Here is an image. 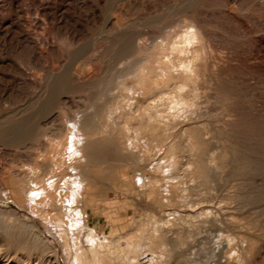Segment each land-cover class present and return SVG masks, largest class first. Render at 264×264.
Listing matches in <instances>:
<instances>
[{
  "label": "bare ground",
  "instance_id": "1",
  "mask_svg": "<svg viewBox=\"0 0 264 264\" xmlns=\"http://www.w3.org/2000/svg\"><path fill=\"white\" fill-rule=\"evenodd\" d=\"M108 1L110 2V0H108ZM114 1H115V3H114ZM114 1L112 2V8L114 10H116L118 1L117 0H114ZM139 1H141V0H139ZM173 1H175V0H173ZM177 1H175V2L178 3ZM193 1L194 0H182L178 4H175V2H174V5H172V7L170 8L171 10H169V12L166 14L163 13V11L159 8L161 12L157 15H154L153 18L151 17L152 20L150 23L153 26V28L154 27L161 28V30H158V31H160V32H158L159 35L157 36L159 39H157V37H156V40H154V39H153L154 41L151 40L150 44H147L146 43L147 41L145 42V39L141 38L139 36V34L136 35V37H134V38H129L127 36H122V35L118 36V40L119 41L121 40V43H120L121 47H120V50L118 51V55H119V62L117 63L118 65L115 64L113 67L111 66V68H109L103 75L101 73V76L99 78L97 77V75H98L97 73L91 74L92 72L90 73L91 74L90 76L85 77L82 75L83 77L81 78L80 73H79V67L83 66L84 63L83 62L79 63V66L76 65V63L79 60H82L81 58L83 56V53H82L83 50H82V48H79L78 50H76V52H74V57L73 58L71 57L72 59L70 58V61L64 62L65 73L62 74V72H59L60 75L54 76V77L52 76L53 79L51 78L52 80L49 83L50 85L49 84L48 85L51 86V88H52L51 92L52 93L54 91L57 93L55 94L54 97L51 96L52 97L51 99L48 98L41 103L40 99L42 97L40 98L39 96H37V94H38L37 92H36L37 94L35 95L34 94L35 92H34L33 93L34 95L30 96V98L27 97L26 101H23V103H21L20 100H17V103H15L14 105L12 103L13 106L6 108L7 107L6 102H3V100L0 97V152H6L9 149H12L14 146H15V148H19L20 144L25 141V137H27V135L25 136V134L28 131L27 127L29 125L26 124L28 126L26 128H24V127L22 128L21 127L22 125L19 127L17 121H19L23 117L27 116L26 120L29 121L33 126L36 124V127L40 123H42L44 125V124H48V122H51L52 120L58 121V120H56V117H57L56 115H58V114L56 113V111H54V109L57 110V107H60L61 105L65 106L67 108L66 99H68V98L67 97L64 98V97L66 96L65 95L66 92L67 93L71 92V91H69V90H71L70 89L71 87L90 86V88H92V89H93V87L96 88V90L94 92L95 95H93L94 96L93 98L87 99V97L85 95H83L87 99L86 102L84 100H82L83 103L80 102V100L78 99L79 103L82 104V106H81L82 108L81 109L78 108V111H79L78 113L76 112L72 116L70 114L71 117L68 116L69 117V121H68L69 123L66 125V123L64 122L65 124L60 127V130L57 133H54L53 135H51L47 132L50 130H46V131L44 130L41 132H39V130L38 131L36 130L37 132H39L38 134H36V131H34L35 132L34 134H36V135H35V137H33V142L31 143V145L29 147H27L28 148V150H26L27 154L25 153L26 155H28V160H29V163H26L27 164L26 166L21 165L22 167H19L16 165L8 164V165L3 166L0 169V264H172V259L174 256V247L169 242L170 239H168L167 235H164L166 233H165V231H163V224L160 221L161 219L160 220L159 219L158 220L153 219V218H155V217H153V215H151V216L149 215L150 217H153V218L152 219L150 218L147 220L143 219V217H142L141 219H139L138 224L134 229L126 231L123 234H117L114 236H108V235L98 236V234L93 229H90L87 232L85 231L86 232L85 239L87 241V245H85L83 243L84 233H83L82 229L80 228V223H82L81 220L83 217L82 211H83L84 207L89 205V204H90L89 206H91L92 203H96L97 205H100L101 200L98 199L97 197L95 198L94 196L96 194H98V191H99V188L97 187L98 182H101L103 180V179L101 180L99 178V176L102 174V172L99 174L94 173V172L92 174H88L89 171L88 172L86 171L87 165L85 163V161L87 160L86 155L88 156V153L89 152L92 153L93 150L100 149L99 147H101L100 146L101 143H104V141H105V142H111V143H113V145H107L106 144V148L104 149L105 151L100 149L99 150L100 154H98L99 158L97 159V161H100L101 163L103 162V163L108 164V161L111 160L112 157L110 155H108V153H105V152L114 151L117 159H120V160L124 159L129 164V168H130V164L132 161H134V163H135V160H136L137 161L136 163H138L140 160L141 164H142V161L147 162V160L148 159L150 160L151 158L145 157L147 160H144V159L141 160V159H139L140 156L138 157V155H142L141 157L143 158L144 156H146L145 151L149 150V149L146 150V147H145L146 145H144L145 143L143 144L145 147V150L142 148L141 139L144 136H142V135H141L142 137L140 136L141 130L143 128H146L147 125L152 126V130L150 133L151 140L153 137H158V135H163L162 137L170 136L171 140H170V143L168 145L167 150L162 148V149H164L166 156L168 158V163L166 162L168 170L174 171V173L176 171L177 172L176 174H178V172L180 170H184L185 174L189 173L188 176L192 181L191 184L190 183L188 184V182H186V181H184V182L182 181V178L183 177L185 178V176H183L184 174L182 175L183 177L181 176L182 177L181 179H178L180 177L179 176L177 178L176 182L169 183V185L172 186L173 188H175L177 192H180L179 198H180V201L184 205L185 204L192 205V202L196 201L194 197H193L194 201H192V195L190 194L191 189H194L195 187L203 186V190L205 188V189H209L210 191H216V193H214V194L217 195L218 190L221 192V190L223 189V192H224V190H225L224 188L228 185L229 189L226 187L227 189L225 190V191H227V193L223 194L226 197V199H230L228 202H230V201H236L237 202V200H238L239 205H242V207H243V205H245L243 207L244 209H245L247 203H249V204L253 203L255 205V207H257L256 204H259L258 207L262 208L261 212L264 214V162H263L264 160L263 159H262L263 161L262 160L260 161V159L257 160L256 158H258V156H254V157L252 156V158H250V156H247V151H246V148H245V146L243 144V140H242L243 137H247V135H248L249 138L252 140L255 139L257 141H260V140L264 141V126L263 125H261L260 127L254 126L255 128H252L250 130V132L248 131V133H246V131H244L243 129L242 130L244 132L237 131L235 133L233 131V128L236 127L240 122L239 121L240 120L239 119L240 114H239L238 104L240 105V103H241L240 101H242V100L239 99L240 103H238L235 100V94H233L230 91L231 87L228 88L227 86H225L219 82L220 76L225 72L231 71L232 69L229 70V69H227L228 66L225 67L224 63H219L220 61L217 62L218 58L224 59V57H220L221 55H218L219 56L218 57L216 55L215 50L217 47H214L215 45H213V34L212 33L214 32L213 26L215 24L210 26V24H206L208 21L206 23L202 22L199 19L200 15H198L199 17L196 16L197 14L195 15V13H194L195 11H193V10L190 12L188 11L189 8L195 4V3L193 4ZM231 1L233 2V0H224V6L228 7L229 4H231L230 3ZM96 2H98V1H96ZM135 2H136V0H135ZM211 2H213V0H211ZM258 2H260V1L258 0ZM98 3H96V4L90 3V5H87V4L83 3L82 0H0V13L12 12L16 18L17 26L25 28V32L23 34V37L20 34H16L17 36L15 38H16V40L17 39L18 40L14 41V42L15 43L18 41L20 42L19 39L21 37L24 38L29 44L28 47L30 46L29 49L31 50V53H30V57H31L32 55H35V56L36 55H43V54L47 55L50 53V51L54 50V48H55L56 42H55V39L53 36L54 34L52 33V27H53L52 25H54V24L48 22L49 16L52 17L56 14L63 16L67 12H70V10H74L81 15L83 13V11H85V9L88 7H90L93 10H96L98 8V5H99ZM104 4H106V3H104ZM107 4H106V6H108ZM160 4H162V3H160ZM233 4H234V2H233ZM216 5H218V4L216 3L215 7H216ZM162 6H164V4ZM218 6L220 7L221 4ZM237 6L239 7V5H237ZM109 7H111V6H109ZM123 7L125 8V6H123ZM150 8H152V7H150ZM221 8L223 9V7H221ZM263 9H264V7H263ZM107 10H105L106 13H107ZM205 10H207V9H205ZM209 11H211V9ZM233 11H231L230 9H225V11H223V12L228 13L230 16L231 12H233ZM146 13H148V12H146ZM124 14H125V12H124ZM176 15L178 17H177V19L175 18V20H174L173 16L176 17ZM235 15H237V14H235ZM235 15H233V16H235ZM74 16H77V15H74ZM225 18H227V17H225ZM59 19H60V17H59ZM107 20H110V19H107ZM167 20H170V23L172 25L169 28L161 27L162 25L165 24V21H167ZM237 20H238V18H237ZM56 21H58V19ZM71 21H73V20H71ZM83 21H84V19H83ZM85 21H86V18H85ZM111 21H110V23H111ZM235 21H236V19H235ZM51 22H53V21L51 20ZM103 22H101V23L103 24ZM105 22H104V25H105ZM107 22H109V21H107ZM170 23H169V25H170ZM1 25H2V23H1ZM63 25H65V24H63ZM130 26H132L131 27V29H132L133 23L130 24ZM140 26H141V24H140ZM152 26H151V28H152ZM9 27H13V26L7 25L5 27L6 28L5 30L9 29ZM39 27L42 29L41 31L38 30ZM103 27L104 26H102V28ZM107 27H105V28H107ZM141 27H143V26H141ZM144 27H148V25H145ZM210 27H212V29ZM118 28H119L118 30L121 29L120 27H118ZM80 29H82V28H80ZM128 29L129 28L127 27V30ZM101 30H103V29H101ZM127 30H124V31H127ZM135 30H137V28ZM148 30L146 29V31H148ZM211 30H212V32H211ZM214 30H215V28H214ZM15 33H17V32H15ZM110 33L112 34L113 32H110ZM62 34L64 36L65 33L63 32ZM214 35H216V33ZM2 36H3V34H2ZM94 37H96V36H94ZM94 37H92V38H94ZM144 37H146V36H144ZM0 38H1V36H0ZM8 39H7V41H8ZM57 39H58V36H57ZM75 39H76V37H75ZM97 39H100V38H97ZM105 39H109V38H105ZM255 40H258V42H260L261 39H255ZM5 41L6 40H4V42ZM9 42H7V43H9ZM76 42H77V40H76ZM112 42H113V40H112ZM87 44H90V43L87 42ZM99 44H100V41H99ZM106 45L104 47H106ZM10 46H12V45H10ZM21 48H19V49L22 51L23 49H21ZM111 48L113 49V47H111ZM0 49L3 50L2 48H0ZM103 49H105V48H103ZM25 50H26V48L24 49V52H26ZM89 51H91V50L89 49ZM15 52L18 53L17 51H15ZM11 53H13V51ZM221 53H223V52H221ZM223 54H222V56H226ZM27 55H28V53H27ZM84 55H85V53H84ZM4 56H5V52H4ZM94 56H95V54H94ZM18 57H20V56H18ZM228 57H229V55L225 58H228ZM20 58H22V57H20ZM20 58H19V60H20ZM236 58H238V57H236ZM22 60H24V59H22ZM22 60H21V63H22ZM31 60H33V59H31ZM37 61H39V60H37ZM37 61L34 62L35 66L39 65V64H36ZM52 61H53V59H52ZM30 62L32 63V61H30ZM49 62H50V60H49ZM116 62H117V60H116ZM23 63H24V61H23ZM26 63H28V62H26ZM14 64H15V62H14ZM101 64L102 63L100 62V65ZM226 64H228V61H226ZM88 65H90V63ZM98 65H99V63H98ZM0 66H2V65H0ZM9 66H10V64H9ZM16 66H17V70L21 73L22 72L20 69L21 67L20 66L18 67V65H16ZM25 66H26V64L24 65V67ZM35 66L33 65L34 70L37 69V68L35 69ZM231 66H229V67H231ZM30 67H32V66H30ZM2 68L4 69V67H2ZM27 68H28V66H27ZM98 68H99V66H97L96 70ZM64 69L62 67L61 71H63ZM49 71L53 73V71H55V70L50 69ZM39 72L34 71L33 73H30V74H32V76H29L28 78L30 80H32V82L33 81L37 82L39 80L42 81V79L45 77L46 73L43 74V76H42ZM14 73H16V72H14ZM43 73H44V71H43ZM1 74L2 73H0V75ZM17 74L18 73H16V75ZM23 74H24V70H23ZM28 74H29V72H28ZM47 74H49V73L47 72ZM24 75L26 76L27 74H24ZM50 75H52V74L50 73ZM50 75H49V77H50ZM2 76H0V89L2 90L1 93H3L5 91V89L6 90L8 89L6 87L7 84H4L5 81H4ZM20 76H22V75H20ZM47 78H48V75H47ZM68 78H69V81H68ZM222 78H223V76H222ZM229 81H231V80H229ZM15 82H16V80H15ZM25 82L27 83L28 81H25ZM44 82L48 83L49 80L44 81ZM44 82L42 83V85L43 84L45 85ZM21 83H24V80ZM15 84L19 85V83H15ZM31 84H34V83H31ZM226 85H229V84H226ZM16 87H15V89H16ZM41 87H43V86H41ZM46 87L44 86L43 88L47 89L48 87L47 88ZM75 89H77V88H75ZM235 89H234V91H235ZM238 89H236V90H238ZM10 90H12V89H10ZM43 91H45V90H43ZM43 91L41 90V92H43ZM31 94L32 93L30 92V95ZM85 94L87 95V93H85ZM238 94H240V93H238ZM240 95H242V94H240ZM247 95H248V93H247ZM16 96L20 97V95H16ZM83 96H81V98ZM137 96H141L143 100L141 102H137ZM4 97H3V99H4ZM21 97H24V96H21ZM90 97H92V96H90ZM7 98L9 99V97H7ZM9 100H11V98ZM74 102H78V101L74 100ZM246 103H245V105H246ZM164 104H165L164 108L159 107L160 105H164ZM241 105H243V107H244L243 103H241ZM251 105H252V103H251ZM246 106H248L247 108L250 109L249 104ZM255 106H257V105H255ZM262 106H264V104ZM243 107H240V108H243ZM60 108H62V107H60ZM218 108L220 109V111ZM217 109H218V111H217ZM64 110H66V109L64 108L62 111H64ZM243 110H244V108H243ZM256 110L258 112L260 109L259 110L256 109ZM62 111H60V112H62ZM67 112H69V111H67ZM242 112H244V111H242ZM242 112H240V113H242ZM245 112H247V111H245ZM261 114H263V113H261ZM68 115H69V113H68ZM255 115H257V114H255ZM63 116L64 115L62 113V117ZM65 116H67V115H65ZM241 116L243 117V114ZM245 116H244V119H245ZM249 117H250V114H249ZM263 117H264V115H263ZM254 118H257V117L255 116ZM249 119L250 118H248V120ZM258 119H254V122H255V120L257 121ZM260 119L263 121L264 118L263 119L260 118ZM63 120H65V119H63ZM180 120H182V121H180ZM24 121H25V119H24ZM27 121H25V123ZM244 121H246V120H244ZM61 122L59 121V123H61ZM178 122L179 123L182 122L183 124H185L187 126L182 127L181 130L179 129L180 132L173 133V131H170V130ZM258 122L261 123L260 120ZM24 124H23V126H25ZM32 125H31V127H32ZM51 126L54 127L53 124ZM55 126H58V125H55ZM241 126L242 125H240L239 127H241ZM245 126H243V127H245ZM36 127H33V128H36ZM174 128H172V129H174ZM158 129H160V134L158 133ZM29 132L33 133L30 130H29ZM29 132H28V134H29ZM232 132H234V134ZM186 134H187L188 141L191 144L190 147L191 146L193 147L192 150L190 148H188L191 151V153L189 155H191V157L194 158V161L190 160L191 162H188V160H186L188 162V164H186L187 162H183V159H181L182 156H184V155L182 154L183 152H180L181 149L177 146V143H176L177 138L180 135H186ZM47 135H49L50 137H46ZM28 138L30 139V137H28ZM147 139H148V142L145 140H144V142L149 143V138L147 137ZM253 143L256 144L257 142H253ZM248 145H249V143H248ZM255 146H254V148H255ZM20 148H24V147H20ZM154 148L155 147H153V149ZM251 148H252V146H251ZM254 148H253V150H254ZM259 149L260 148H258V149L255 148V152H257V150H259ZM261 149H264V148H261ZM182 150H184V152H185V149H182ZM17 151H18V149L15 150V152H17ZM159 151H160V149H159ZM251 151H252V149L250 150V152ZM259 151H264V150H259ZM147 152H149V151H147ZM255 152L254 153L252 152V153L255 154ZM259 153H260V155L262 154V156H264V152H262V153L258 152L256 155H258ZM6 154H8V153H6ZM10 154H12V152ZM136 157H138V158H136ZM137 159H139V160H137ZM17 160H18V158H17ZM113 161H115V160H113ZM258 161H260V162H258ZM116 162H117V160H116ZM90 163H91V161H90ZM90 163H88V164H90ZM92 163H93V160H92ZM143 164H145V163H143ZM184 164H186L187 166L184 167ZM111 166H113V165H111ZM99 167H100V165H99ZM84 169L87 173L84 172ZM126 169H127V167H126ZM126 169L123 168V171L124 170L126 171ZM164 169H165V167H164ZM146 170H148V168ZM159 170H160V168H159ZM144 171H145V169H144ZM148 171L150 172V170H148ZM95 172H96V170H95ZM89 178L94 180V181H91V184L88 183ZM153 179H155V178H153ZM155 180H157V179H155ZM232 180H235V182L231 183ZM158 181L159 180H157V182ZM157 182H155V183H157ZM148 183H150V182L148 181ZM181 184H184L183 187L181 186ZM164 185L161 184L160 186H162V188H163ZM243 186H246V188H248L247 193L246 192L245 193L239 192ZM111 187L112 188L110 190L111 191L110 193H111V197L113 198V195H114V192L116 191V188H115V186H112V185H111ZM195 190L197 191V189H195ZM201 191H202V189H201ZM203 192L204 191H202V194L201 193L200 194L203 195ZM207 192H209V191H207ZM32 193H37V195L33 196ZM198 194H199V192H198ZM211 194H210V196H211L210 201H212V199H211L212 197L214 199L213 193H211ZM195 195H193V196H195ZM201 195H199V196L202 199L204 196L201 197ZM216 195H215V197H217ZM196 196H198V195H196ZM206 196H208V195H206ZM220 198L222 199L224 197L222 196ZM201 199H200V202L204 201ZM218 199H219V197H218ZM215 201H216V199L214 200V202ZM219 201L220 200H218V202ZM222 201L225 202V199ZM10 202H13L15 204V207L12 206ZM162 202L164 203V201H162ZM214 202L212 201V203H214ZM236 202H234V203H236ZM206 204H205V206H206ZM97 205H95V206L97 207ZM231 205H233V204H231ZM237 205H235V206H237ZM92 206H94V204ZM192 206L196 207L195 205H192ZM251 206H252V204H251ZM211 207L212 206H210L209 208H211ZM213 207H215V206H213ZM231 207L230 208L227 207V209H231ZM253 207H252V209H253ZM243 208H241L240 211H242ZM81 209H82V211H81ZM223 209L225 210V208H223ZM247 209H249L248 206H247L246 210ZM258 209H260V208H258ZM21 210H27L28 211V213L26 214L27 216L22 215ZM202 210H206V209L202 208ZM216 210L215 211L213 210L214 213L216 212ZM237 210H238V208H237ZM209 211H211V210H209ZM249 211H251V210H249ZM202 212L203 211H201V213ZM229 212H227V213H229ZM204 213L207 214L206 212H203V214H201V215L205 216ZM214 213H213V216H212V214H209V216L211 215L212 219H213V220H211V221H213V222H211V224L212 223L213 224L214 223L215 224H218V223L223 224L222 220L220 218H217V216L221 215L220 212H216V214H218V213L220 214V215L218 214L217 216H214ZM250 213L252 214V212H250ZM257 213H260V211ZM230 214L231 213H229V215ZM190 215L188 217H190ZM239 215H241V214H239ZM193 216H198V215L194 214ZM226 216H223V217H225L224 219H226L227 224L229 226H235L236 228H237V226L239 228V226L241 224V223L238 224L239 222L245 221V220H243V221L237 222L238 219L235 218L236 219V221H235L232 218L233 215H231L230 217L227 216L228 218H226ZM260 216L261 215H259V217ZM36 217H39L41 223L43 224L44 230L43 229L41 230L39 222L37 221L38 219L37 220L35 219ZM84 217H86V215ZM213 217H215V218H213ZM238 217H240V216H238ZM243 217H247V216L243 215ZM243 217L241 216V218H243ZM257 217H255V218H257ZM198 218H201V217H197V219ZM208 219L210 220V218H208ZM188 220L190 222V219H188ZM188 220H186V221L188 222ZM201 220H202V218H201ZM203 220H206V219L204 218ZM209 220H207V224L209 223L208 222ZM196 221H194L195 225H197ZM198 223H200V221ZM202 223L205 224L204 222H202ZM203 224H202V226H203ZM215 224H214V226H216ZM56 225L58 226L57 231H56V229H54V226H56ZM191 225L193 226V224H191ZM199 226H200V224H199ZM206 226L207 225H205V227ZM209 226L210 225H208V227ZM220 226L223 227L224 225H220ZM248 226H249V224L247 225V227ZM189 227H190V225H189ZM212 227H213V225H212ZM222 227L220 228V231H221ZM196 228H197V230L200 229L198 227H196ZM252 228H253V226H252ZM252 228H250L249 230H253ZM192 229H193V227H192ZM192 229H190V230H192ZM230 229L231 228L229 227V230ZM242 229H245V227ZM209 230H213V229H209ZM209 230H207V231H209ZM229 230H228V232H229ZM232 230H230V231H232ZM226 231H225V233H226ZM235 231H237V230H235ZM202 232H204V231H202ZM202 232H201V234H202ZM232 232H230V233H232ZM46 233L53 235V237L54 236L57 237L60 241L61 247L60 248L56 247L54 245L53 241L50 240V238L47 236ZM219 233H218V235H219ZM240 233H243V232H240ZM204 234H206V233H204ZM226 234H223V235H226ZM216 236H217V234H216ZM220 236H222L221 233H220ZM245 236H242V237H245ZM209 237H212L211 234ZM225 237L224 238L227 239L228 244H233V243H230L232 241V238L230 235H227ZM252 238H254V236ZM209 239H208V241H209ZM237 239H236V241H237ZM182 240H183V237H182ZM224 240H222V241H224ZM241 240L243 242V245L246 246V244H244V240H246V239L242 238ZM189 241H190V238H189ZM211 241L212 240H210L209 244L211 243ZM236 241L233 240L232 242L236 243ZM250 241H251V239H250ZM224 242H223V245L226 244ZM255 242H257V241H255ZM180 243L183 246V244L187 243V241L183 240V242H180ZM257 243H259V242H257ZM55 244H56V242H55ZM202 244H203V242H202ZM212 244L213 243H211V245ZM238 244L239 243L237 242V244L234 247L238 246ZM178 246L179 245H177V247ZM184 246H186V245H184ZM224 246H223V248H225ZM253 246H256V243L254 245H252V247ZM231 247H233V246L231 245ZM215 248H217V246ZM241 248H243V246H241ZM244 248H246L245 250H246V252H248L247 251L248 247H244ZM180 249H181V247H180ZM208 249H210V248H208ZM208 249H206V250H208ZM227 249H229V248H227ZM254 249H256V248H254ZM177 250H179V249H177ZM212 250L214 251V248ZM217 250H218V248H217ZM219 250H220V252H223V250L222 251H221V249H219ZM233 250L234 251L236 250L235 251L236 253L239 251L240 252L244 251V250H239V249L237 251V248H235ZM201 251L203 252L202 249H201ZM214 252H216V251H214ZM204 253H205V251H204ZM206 253H207V251H206ZM210 253H212V251ZM243 253H244V255H246L245 252H242V254ZM216 254H217V252H216ZM224 254H226L225 251H224ZM226 255L228 256V254H226ZM239 255H237V258H236V259H238L237 262L240 261V258H238ZM232 256L233 255H231V258H232ZM247 257L250 258V256H247ZM244 263H247V262H244ZM253 263H254V261H253Z\"/></svg>",
  "mask_w": 264,
  "mask_h": 264
},
{
  "label": "rangeland",
  "instance_id": "2",
  "mask_svg": "<svg viewBox=\"0 0 264 264\" xmlns=\"http://www.w3.org/2000/svg\"><path fill=\"white\" fill-rule=\"evenodd\" d=\"M83 3L87 4V5H90L91 4H96L98 3V8L96 10H93L91 9L90 7L86 8L85 11H83V13L80 15L78 12L74 11V10H70V12H67L65 15L61 16L59 14H56L54 16H49L48 17V22L50 23H53L54 25H52V33L54 34V39H55V48L54 50L57 52H55L54 50L50 51L49 54H43V55H32L30 57V53H31V50L29 49L30 46L28 47V42L22 38L23 37V34L25 32V28L24 27H19L17 26V22H16V18L14 16V14L12 12H6V13H0V48H2L3 50L0 49V73H2L0 76L3 77L5 83L4 84H7V90L5 89V91L3 93H1V89H0V97L1 99L3 100V102H6V108H9L10 106H13L15 103H17V100H20L21 103H23V101H26L27 97L30 98V96L32 95H36L37 93V96H39L41 99H40V102L42 103L43 101H45L46 99L48 98H52L55 96V94L57 92H51L52 88L51 86H49L50 84V81L53 79L52 76H58L60 75L59 72H62V74L65 73V69H64V62L65 61H70V58L74 57V52H76V50H78L79 48H82V53H83V56H82V60H79L76 65L79 66V63H84L83 66H80L79 67V73H80V76L81 78L83 76L85 77H88L90 76L91 74H98L97 77L99 78L101 76V73L102 75L109 69L111 68V66L113 67L115 64H117L119 62V55H118V51L120 50V47H121V40L119 41L118 40V36H127L129 38H134L136 37V35L139 34V36L141 38H144L145 39V42L147 44H150L151 40L154 41L156 40V37L159 35L158 30H161V28H156L150 24L151 23V20L152 18L154 17V15H157L159 14L161 11L160 9L163 11V13H168L169 10H171L170 8L172 7V5H174V2L177 1H171V0H117L118 3H117V9L114 10L112 8V2L114 0H110V2L108 0H82ZM98 1V2H96ZM180 1L182 0H178L177 2L179 3ZM260 2H258V0H233V2L231 1L229 4L228 7L224 6V0H213V2H211V0H194L193 1V6L189 8V12L190 11H195V15L198 16L200 15L199 19L206 23V24H210V26L214 25L213 26V31L216 33V35H214L215 33L213 32V45H215L214 47H217L215 52H216V55H221L220 57H224V59L222 58H218L217 59V62L219 63H224L225 64V67L226 66H231V67H227V69L231 70V71H228V72H225L223 73L221 76H220V79H219V82L225 86H227L228 88H230L229 90L235 94V100L238 102V103H243L244 104V107L243 105H240L238 104V109H239V124L233 128V131L236 133L237 131L239 132H244L246 131V133H248V131L250 132V130L252 128H255V127H260L261 125L264 126V106H262L264 104V0H259ZM87 2V3H86ZM131 4H130V3ZM140 2V3H139ZM206 4H205V3ZM209 4H208V3ZM102 3V4H101ZM104 3H108L106 6V4ZM111 3V4H110ZM115 3V1H114ZM135 3V4H134ZM137 3V4H136ZM139 3V4H138ZM159 3V4H158ZM162 3V4H160ZM175 2V4H178ZM199 3V4H198ZM218 4L221 6L219 7L218 5H216L215 7V4ZM240 3V4H239ZM261 3V4H260ZM120 4V5H119ZM158 4V5H157ZM164 4V6H162ZM168 4V5H167ZM212 4V5H211ZM129 5V6H128ZM136 5V6H135ZM161 5V6H160ZM168 7H167V6ZM170 5V6H169ZM211 5V6H210ZM214 5V6H213ZM239 5V7L237 6ZM106 6V7H105ZM111 6V7H109ZM122 6V7H121ZM125 6V8L123 7ZM127 6V7H126ZM207 6V7H206ZM235 6V7H234ZM242 6V7H241ZM244 6V7H243ZM135 7V8H134ZM152 7V8H150ZM164 7V8H163ZM199 7V8H198ZM219 7V8H218ZM223 7V9L221 8ZM112 8V9H111ZM121 8V9H120ZM129 8V9H128ZM160 8V9H159ZM163 8V9H162ZM192 8V9H191ZM203 10H202V9ZM236 8V9H235ZM108 9V10H107ZM150 11H149V10ZM153 9V10H152ZM168 9V10H167ZM195 9V10H194ZM198 11H197V10ZM207 9V10H205ZM211 9V11L209 10ZM221 9V10H220ZM225 9H230L231 11V15L229 16L228 13H225L223 11H225ZM104 10V11H103ZM107 10V13L106 11ZM155 10V11H154ZM167 10V11H166ZM200 10V11H199ZM96 11V12H95ZM119 11V12H118ZM121 11V12H120ZM125 14H124V12ZM198 13H197V12ZM215 11V12H214ZM221 11V12H220ZM148 12V13H146ZM209 12V13H208ZM133 13V14H132ZM201 13V14H200ZM206 13V14H205ZM208 13V14H207ZM10 14V15H9ZM111 14V15H110ZM131 14V15H130ZM223 14V15H222ZM237 14V15H235ZM74 15H77V16H74ZM228 15V16H227ZM235 15V16H233ZM2 16V17H1ZM10 16V17H9ZM14 16V17H13ZM82 16V17H81ZM111 16V17H110ZM141 16V17H140ZM224 16V17H223ZM52 19H51V18ZM55 17V18H54ZM60 17V19H59ZM144 17V18H143ZM152 17V18H151ZM174 20L175 18L177 19V15L176 17L173 16ZM211 17V18H210ZM220 17V18H219ZM227 17V18H225ZM236 17V18H235ZM2 18V19H1ZM76 18V19H75ZM85 18H86V21H85ZM110 19V20H107V19ZM113 18V19H112ZM232 18V19H231ZM234 18V19H233ZM238 18V20H237ZM54 19V20H53ZM58 19V21H56ZM66 19V20H65ZM79 19V20H78ZM84 19V21H83ZM142 19V20H141ZM150 19V20H149ZM210 19V20H209ZM236 19V21H235ZM241 19V20H240ZM51 20L53 22H51ZM73 20V21H71ZM100 20V21H99ZM112 20V21H111ZM147 20V21H146ZM70 21V22H69ZM105 22V25H104V22ZM109 21V22H107ZM111 21V23H110ZM4 22V23H3ZM56 22V23H55ZM74 22V23H73ZM103 22V24L101 23ZM129 24H128V23ZM133 23V28L131 29L132 26H130V24ZM143 22V23H142ZM148 22V23H147ZM213 22V23H212ZM2 23V25H1ZM82 23V24H81ZM108 25H107V24ZM110 23V24H109ZM127 23V24H126ZM137 23V24H136ZM141 27L140 26V24ZM168 23V24H167ZM170 20H167L165 21V24L162 25L161 27L163 28H169L172 24L170 23ZM217 23V24H216ZM244 23V24H243ZM65 24V25H63ZM67 24V25H66ZM78 26H77V25ZM85 26H84V25ZM5 25V26H4ZM7 25H10V26H13V27H9V29L5 30L6 26ZM16 25V26H15ZM100 25V26H99ZM119 25V26H118ZM136 25V26H135ZM145 25H148V27H144ZM152 28H151V26ZM169 25V26H168ZM3 26V27H2ZM58 26V27H57ZM66 26V27H65ZM77 26V27H76ZM89 26V27H88ZM102 26H104L102 28ZM108 26V27H107ZM167 26V27H166ZM41 27V26H40ZM38 28L39 31H41L42 29L41 28ZM107 27V28H105ZM120 27L121 29L118 30ZM127 27L129 28L127 30ZM228 27V28H227ZM234 27V28H233ZM246 27V28H245ZM11 28V29H10ZM13 28V29H12ZM15 28V29H14ZM75 28V29H74ZM82 28V29H80ZM103 30H101V29ZM110 28V29H109ZM123 28V29H122ZM137 28V30H135ZM151 28V29H150ZM212 29V27H210ZM215 28V30H214ZM79 29V30H78ZM109 29V30H108ZM146 29L148 31H146ZM74 30V31H73ZM76 30V31H75ZM86 30V31H85ZM112 30V31H111ZM114 30V31H113ZM122 30V31H121ZM124 30H127V31H124ZM132 30V31H131ZM151 30V31H150ZM154 30V31H153ZM3 31V32H2ZM7 31V32H6ZM13 31V32H12ZM17 33H15V32ZM108 31V32H107ZM116 31V32H115ZM119 31V32H118ZM145 31V32H144ZM153 31V32H152ZM157 31V32H156ZM5 32V33H4ZM65 33L64 36L62 33ZM69 32V33H68ZM105 32V33H104ZM110 32H113L112 34ZM143 32V33H142ZM212 32V30H211ZM14 33V34H13ZM81 33V34H80ZM109 33V34H108ZM115 33V34H114ZM152 33V34H151ZM218 33V34H217ZM3 34V36H2ZM12 34V35H11ZM16 34H20L22 35V37L19 39L20 42H14V41H17L16 40ZM78 34V35H77ZM125 34V35H124ZM5 35V36H4ZM111 35V36H110ZM132 35V36H131ZM143 37H142V36ZM245 35V36H244ZM247 35V36H246ZM9 36V37H8ZM11 36V37H10ZM57 36H58V39H57ZM70 36V37H69ZM78 36V37H77ZM96 36V37H94ZM98 36V37H97ZM117 36V37H116ZM146 36V37H144ZM149 36V37H148ZM257 36V37H256ZM3 37V38H2ZM72 37V38H71ZM74 37V38H73ZM76 37V39H75ZM85 37V38H84ZM94 37V38H92ZM152 37V38H151ZM215 37V38H214ZM218 37V38H217ZM220 37V38H219ZM9 38V39H8ZM12 40H11V39ZM97 38H100V39H97ZM102 38V39H101ZM104 38V39H103ZM105 38H109V39H105ZM115 38V39H114ZM6 40L4 42V40ZM8 39V41H7ZM88 39V40H87ZM97 39V40H96ZM154 39V40H153ZM157 39H159L157 37ZM218 39V40H217ZM255 39H261L260 42H258V40H255ZM24 42H23V41ZM77 40V42H76ZM105 40V41H104ZM113 40V42H112ZM2 41V42H1ZM12 43H10V42ZM69 41V42H68ZM85 41V42H84ZM95 41V42H94ZM99 41H100V44H99ZM232 41V42H231ZM235 41V42H234ZM262 41V42H261ZM9 42V43H7ZM73 42V43H72ZM87 42H89L90 44H87ZM93 42V43H92ZM97 42V43H96ZM109 42V43H108ZM116 42V43H115ZM216 42V43H215ZM252 42V43H251ZM21 43V44H20ZM25 43V44H24ZM60 43V44H59ZM72 43V44H71ZM86 43V44H85ZM236 43V44H235ZM15 44V45H14ZM17 44V45H16ZM65 44V45H64ZM83 46H82V45ZM107 44V45H106ZM112 44V45H111ZM256 44V45H255ZM3 47H2V46ZM6 45V46H5ZM12 45V46H10ZM21 45V46H20ZM61 45V46H60ZM86 45V46H85ZM106 45V47H104ZM226 47H225V46ZM258 45V46H257ZM20 46V47H19ZM26 46V47H25ZM118 46V47H117ZM16 47V48H15ZM23 49L22 51L19 49V48ZM63 47V48H62ZM78 47V48H77ZM90 47V48H89ZM105 49H103V48ZM113 47V49L111 48ZM15 48V49H14ZM26 48V52H24V49ZM28 48V49H27ZM75 48V49H74ZM77 48V49H76ZM86 50H85V49ZM91 51H89V49ZM9 49V50H8ZM17 49V50H16ZM96 49V50H95ZM222 49V50H221ZM226 51H225V50ZM228 49V50H227ZM5 50V51H4ZM11 50V51H10ZM17 51L18 53H16L15 51ZM88 50V51H87ZM103 50V51H102ZM113 50V51H112ZM238 50V51H237ZM240 50V51H239ZM259 50V51H258ZM13 51V53H11ZM93 51V52H92ZM4 52H5V56H4ZM9 52V53H8ZM23 52V53H22ZM54 52V53H53ZM88 52V53H87ZM90 52V53H89ZM92 52V53H91ZM99 52V53H98ZM111 52V53H110ZM223 52V53H221ZM3 53V54H2ZM8 53V54H7ZM26 53V54H25ZM28 53V55H27ZM61 53V54H60ZM85 53V55H84ZM103 53V54H102ZM218 53V54H217ZM226 53V54H225ZM21 54V55H20ZM23 54V55H22ZM26 56H25V55ZM73 54V55H72ZM95 54V56H94ZM223 55H226V56H222ZM229 57L228 58H225L227 57L228 55ZM7 55V56H6ZM10 55V56H9ZM49 55V56H48ZM97 55V56H96ZM2 56V57H1ZM15 56V57H14ZM22 58H20V57ZM25 56V57H24ZM87 56V57H86ZM102 56V57H101ZM116 56V57H115ZM238 58H236V57ZM44 57V58H43ZM69 57V58H68ZM219 57V56H218ZM241 57V58H240ZM20 58V60H19ZM36 58V59H35ZM41 60H40V59ZM48 60H47V59ZM71 58V59H72ZM117 58V59H116ZM10 59V60H9ZM24 59V60H22ZM27 61H26V60ZM33 59V60H31ZM53 59V61H52ZM108 59V60H107ZM220 59V60H219ZM7 60V61H6ZM21 60H22V63H21ZM39 60V61H37ZM46 60V61H45ZM50 60V62H49ZM100 60V61H99ZM107 60V61H106ZM117 60V62H116ZM223 60V61H222ZM236 60V61H235ZM24 61V63H23ZM32 61V63L30 62ZM36 64H39L38 66L34 64V62H36ZM62 61V62H61ZM109 61V62H108ZM113 61V62H112ZM225 61V62H224ZM226 61H228V64H226ZM255 61V62H254ZM4 62V63H3ZM15 62V64H14ZM28 62V63H26ZM100 62L103 64L100 65ZM253 62V63H252ZM45 63V64H44ZM59 63V64H58ZM63 63V64H62ZM90 63V65H88ZM99 63V65H98ZM10 64V66H9ZM26 64V66L24 67V65ZM32 64V65H31ZM106 64V65H105ZM109 64V65H108ZM18 67L20 66L21 68V73L17 70V66ZM32 67H30V66ZM33 65L35 66V69L34 70V67ZM118 65V64H117ZM28 66V68H27ZM97 66H99V68L96 70ZM101 66V67H100ZM4 67V69L2 68ZM11 67V68H10ZM63 67V71H61V68ZM233 67V68H232ZM2 68V69H1ZM32 68V69H31ZM107 68V69H106ZM7 69V70H6ZM12 69V70H11ZM40 69V70H39ZM52 69V70H55L52 72H50L49 70ZM105 69V70H104ZM236 71H235V70ZM23 70H24V74H27L26 76L23 74ZM28 70V71H27ZM40 72H39V71ZM104 70V71H103ZM18 71V72H17ZM39 72L42 76L43 74H45V77L37 82L30 80L28 77L29 76H32V74L30 73H33V72ZM44 71V73H43ZM5 72V73H4ZM18 73L16 75V73ZM27 72V73H26ZM29 72V74H28ZM47 72L49 74H47ZM92 72V73H91ZM231 72V73H230ZM240 72V73H239ZM50 73L52 75H50ZM91 73V74H90ZM230 73V74H229ZM22 75V76H20ZM47 75H48V78H47ZM50 75V77H49ZM83 75V76H82ZM232 75V76H231ZM237 75V76H236ZM223 76V78H222ZM18 77V78H17ZM21 77V78H20ZM18 80H17V79ZM52 78V79H51ZM231 78V79H230ZM21 79V80H20ZM46 79V80H45ZM97 79V78H96ZM228 79V80H227ZM263 79V80H262ZM8 80V81H7ZM16 80V82H15ZM24 80V83H21L23 82ZM31 82H30V81ZM49 82L45 83L44 81H48ZM95 80V79H94ZM221 80V81H220ZM231 80V81H229ZM14 81V82H13ZM25 81H28L27 83ZM68 81H69V78H68ZM7 82V83H6ZM45 83V85L42 83ZM9 83V84H8ZM13 83V84H12ZM15 83H19V85L15 84ZM21 83V84H20ZM31 83H34V84H31ZM27 84V85H26ZM49 84V85H48ZM226 84H229V85H226ZM253 84V85H252ZM10 85V86H9ZM14 85V86H13ZM231 85V86H230ZM234 85V86H233ZM262 85V86H261ZM17 86V87H16ZM38 88H37V87ZM41 86H47L45 88L41 87ZM233 86V87H232ZM236 86V87H235ZM13 87V88H12ZM16 87V89H15ZM30 87V88H29ZM41 87V88H40ZM80 86H77V87H71L69 91L71 92H66V96L64 98H68L66 99V106H60V107H57V110L54 109V111H56V113L58 115H56V120L58 121H55V120H52L51 122H48V124H38L37 127H36V124L33 126L29 121L26 120V117H23L22 119H20L18 122V125L19 127L21 126L22 128H26L27 127V133L25 134V136L27 135V137H25V141L23 143L20 144L19 148H15V146L12 148V149H9L8 151L6 152H0V169L5 166V165H8V164H11V165H16V166H19V167H22L21 165H27L26 163H29V160H28V155L27 154V151L28 148L31 143L33 142V137H35L36 134H38L39 132L41 131H46V130H50V131H47L49 134L53 135L54 133H57L59 130H60V127L63 126L65 123L66 125L69 123V117H71L73 114H75L76 112L78 113V108L81 109L82 107V104L79 103V100L80 102L83 103L82 100H84L85 102L87 101V99H91L93 98L95 95V90L96 88L93 87L90 88V86H84V87H80ZM238 89V90H236ZM238 87V88H237ZM77 88V89H75ZM261 88V89H260ZM12 89V90H10ZM31 89V90H30ZM88 89V90H87ZM235 89V91H234ZM41 90H45L43 92H41ZM94 90V91H93ZM8 91V92H7ZM40 91V92H39ZM50 91V92H49ZM87 91V92H86ZM30 92L32 93L30 95ZM35 92V93H34ZM37 92V93H36ZM47 92V93H46ZM82 92V93H81ZM7 93V94H6ZM28 93V94H27ZM34 93V94H33ZM87 93V95L85 94ZM242 95H240V94ZM244 93V94H243ZM248 93V95H247ZM10 94V95H9ZM48 94V95H47ZM52 94V95H51ZM82 94V95H81ZM16 95H20L19 96H16ZM73 95V96H72ZM75 95V96H74ZM85 95V96H83ZM239 95V96H238ZM245 95V96H244ZM6 98H5V97ZM21 96H24V97H21ZM44 96V97H43ZM52 96V97H51ZM72 96V97H71ZM81 96H83L81 98ZM92 96V97H90ZM4 97V99H3ZM7 97H9V99L11 98V100H9ZM18 99H17V98ZM46 97V98H45ZM77 97V98H76ZM20 98V99H19ZM28 98V99H29ZM45 98V99H44ZM85 98V99H84ZM16 101H15V100ZM44 99V100H43ZM79 99V100H78ZM239 99L242 100L239 102ZM255 101H254V100ZM259 99V100H258ZM6 100V101H5ZM9 100V101H8ZM70 100V101H69ZM75 101H78V102H74ZM143 99L141 96H137V102H141ZM245 100V101H244ZM249 100V101H248ZM11 101V102H10ZM247 102V103H246ZM13 103V105H12ZM77 103V104H76ZM248 105L249 104V108L248 109L245 105ZM252 103V105H251ZM70 104V105H69ZM72 104V105H71ZM76 104V105H75ZM257 105V106H255ZM56 106V105H55ZM78 106V107H77ZM246 106V107H245ZM252 106V107H251ZM254 106V107H253ZM262 106V107H261ZM75 107V108H74ZM159 107L161 108H164L165 107V104L164 105H160ZM240 107H243V108H240ZM66 109L64 111H62L63 109ZM69 109V110H68ZM73 111H72V110ZM219 109V108H218ZM217 109V111H218ZM242 109V110H241ZM246 109V110H245ZM256 109H260L258 112ZM34 110V109H33ZM75 110V111H74ZM77 110V111H76ZM32 111V110H31ZM62 111V112H60ZM69 111V112H67ZM220 111V109H219ZM244 111V112H242ZM247 111V112H245ZM251 113H250V112ZM256 113H255V112ZM71 112V113H70ZM73 112V113H72ZM242 112V113H240ZM62 113H63V117H62ZM69 113V115H68ZM246 113V114H245ZM263 113V114H260ZM71 114V116H70ZM243 114V117L241 116ZM249 114H250V117H249ZM257 114V115H255ZM67 115V116H65ZM246 115V116H245ZM252 115V116H251ZM69 116V117H68ZM244 116H245V119H244ZM257 117V118H254V117ZM261 116V117H260ZM62 119H61V118ZM263 119V121L260 119V118ZM248 118H250L248 120ZM258 119L257 121L255 120L254 122V119ZM27 121L25 123V121ZM65 119V120H63ZM68 119V120H67ZM246 120V121H244ZM260 120L261 123H259L258 121ZM59 121L62 123H59ZM182 121V120H180ZM242 121V122H241ZM22 122V123H21ZM25 124H24V123ZM54 122V123H53ZM57 122V123H56ZM65 122V123H64ZM20 123V124H19ZM59 123V124H58ZM259 123V124H258ZM23 124L25 126H23ZM28 124V125H26ZM53 124V126L51 125ZM178 124V125H177ZM176 125H174L170 131H173V133H178L180 132V130L182 129V127H186L187 125L183 124L182 122H178ZM32 125V127H31ZM40 125V126H39ZM48 125V126H47ZM55 125H58V126H55ZM181 125V126H180ZM240 125H242L241 127H239ZM246 125V126H245ZM250 125V126H249ZM245 126V127H243ZM255 126V127H254ZM33 127H36V128H33ZM41 127V128H40ZM45 127V128H44ZM56 127V128H55ZM52 128V129H51ZM249 128V129H248ZM34 129V130H33ZM43 129V130H42ZM180 129V130H179ZM239 129V130H238ZM244 131H243V130ZM246 129V130H245ZM32 131L33 133H30L29 132ZM39 130V132L37 131ZM54 130V131H53ZM151 130H152V126L151 125H147L146 128H143L141 130V133H140V136H144L142 139H141V146L142 148L145 150V147H146V150L149 151H145L146 152V156H144L143 158L141 157L142 155H138L139 159H144V160H147L145 157L147 158H151L149 161L147 160L146 161H142V164H141V161L139 159V162L136 163L137 161L135 160V163L134 161L131 162L130 164V168H129V164L124 160V159H117L116 157V154L114 151H110V152H105V153H108V155H110L112 157L111 160L108 161V164L107 163H101L100 161H97V159L99 158V155L100 154V149H102L103 151H105L104 149L106 148V144L107 145H113V143L111 142H105L104 143H101V147H99L100 149L98 150H93L92 153H88V156L86 155L87 157V160L85 161L86 163V171L88 172V174H92L93 172L94 173H101L102 174L99 176V178L103 181L101 182H98L97 184V187L99 188V191H98V194H96L94 197L98 198L101 200L100 202V205H97L96 203H92L91 206L87 205L84 207L83 211L81 209V211L83 212L82 213V223H80V228L82 229L83 233H84V236H83V243L85 245H87V241L85 239V234L87 231H89L90 229H93L95 230V232L98 234V236H104V235H108V236H114V235H117V234H123L124 232L126 231H129V230H132L134 229L137 224H138V221L139 219H141L143 217V219H161L160 221L162 222L163 224V231H165L166 234L164 235H167L169 242L173 245L174 247V256H173V259H172V264H264V214L261 212V207H258L259 204H256L257 207H255V205L253 203H247L246 204V207L245 209L243 208L245 205H239L238 204V200L237 202L236 201H230L228 202L230 199H226V197L223 195L225 193H227V191H225L227 188L229 189V186L227 185L224 189V192H223V189L221 190V192L217 191V195L214 194L216 193V191H210L209 189H205L203 190V186H198V187H195L194 189H191L190 191V194L192 195V201H194V198L195 200L197 201H194L192 202V205H195L196 207H193L192 205H188V204H183L181 201H180V198H179V195H180V192H177L175 188H173L172 186L169 185V183H174L177 181V178L178 179H181L183 176H185V178L183 177L182 178V181H186L188 182V184L192 183L191 179L189 178V173H184L185 171L184 170H180L178 172V174H176L177 172L175 171H169L168 170V167H167V163H168V158L166 156V153L164 151V149L167 150L168 148V145L170 143V136H166V137H162L163 135H158V137H153L152 140L150 138V133H151ZM36 131V134H34ZM29 132V134H28ZM46 132V133H47ZM234 132H232L234 134ZM47 133V134H48ZM158 133L160 134V129H158ZM31 134V135H30ZM243 134V133H242ZM250 134V133H249ZM252 134V133H251ZM30 135V136H29ZM141 136V137H142ZM149 138V143L148 142V139L147 137ZM244 136V135H243ZM30 137V139L28 138ZM32 137V138H31ZM46 137H50L49 135H47ZM28 139V140H27ZM180 139V140H179ZM183 139V140H182ZM27 140V141H26ZM147 141V142H144ZM151 140V141H150ZM182 140V141H181ZM243 140V144L246 148V151H247V156H250V158H252V156H258V158H256L257 160L260 159V161L263 159L264 160V156H262V154L260 155V153L258 155H256L258 152H264V151H259V150H264V149H261V148H264V141L263 140H260V141H257L255 139H250L249 136L247 135V137H243L242 138ZM252 140V141H251ZM156 141V142H155ZM188 138H187V134L186 135H180L178 138H177V146L181 149L180 152H183L182 154L185 156H182L181 159H183V162H187L186 160H188V162H191V161H194V158L191 157V155H189L191 153L190 149L192 150V146L190 147V142L188 141ZM180 142V143H179ZM183 142V143H182ZM187 142V143H186ZM253 142H257L256 144L253 143ZM145 143V144H144ZM167 143V144H166ZM189 143V144H188ZM249 143V145H248ZM146 145L144 147V145ZM183 144V145H182ZM185 144V145H184ZM247 144V145H246ZM149 147H148V146ZM164 145V146H163ZM256 145V146H255ZM152 146V147H151ZM162 146V147H161ZM250 146V147H249ZM252 146V148H251ZM258 149L260 148L259 150H257V152H255V148ZM259 146V147H258ZM20 147H24V148H20ZM153 147H155L153 149ZM186 147V148H185ZM164 148V149H162ZM190 148V149H188ZM254 148V150H253ZM17 152H15V150H17ZM157 149V150H156ZM160 149V151H159ZM182 149H185V152L184 150ZM252 149V151L250 152V150ZM13 150V151H12ZM23 150V151H22ZM25 150V151H24ZM162 151V152H161ZM12 152V154L10 153ZM156 152V153H155ZM159 152V153H158ZM255 152V154L253 153ZM8 153V154H6ZM20 153V154H19ZM26 153V154H25ZM94 153V154H93ZM188 153V154H187ZM23 154V155H22ZM92 156H91V155ZM155 154V155H154ZM115 155V156H114ZM149 157H148V156ZM14 156V157H13ZM18 160H17V158ZM27 157V158H26ZM90 159H89V158ZM136 157V158H138ZM189 159H188V158ZM25 158V159H24ZM160 159V160H159ZM89 160V161H88ZM92 160H93V163H92ZM115 160V161H113ZM117 160V162H116ZM124 160V161H123ZM165 160V161H164ZM191 160V161H190ZM262 160V161H263ZM91 161V163H90ZM258 161V162H260ZM96 162V163H95ZM167 162V163H166ZM182 162V161H181ZM188 162L186 164H188ZM264 162V161H263ZM2 163V164H1ZM20 163V164H19ZM90 163V164H88ZM126 163V164H125ZM145 163V164H143ZM147 163V164H146ZM166 163V164H165ZM113 166H111V165ZM128 164V165H127ZM136 164V165H135ZM153 164V165H152ZM186 164H184V167L187 166ZM100 165V167H99ZM103 165V166H102ZM134 165V166H133ZM166 165V166H165ZM93 166V167H92ZM98 166V167H97ZM125 166V167H124ZM118 167V168H117ZM127 167V169H126ZM156 167V168H155ZM162 167V168H161ZM165 167V169H164ZM93 168V169H92ZM123 168L126 169V171L124 170L123 171ZM148 168V170H150V172L148 170H146ZM152 168V169H151ZM160 168V170H159ZM167 168V169H166ZM84 169V172H86ZM145 169V171H144ZM96 170V172H95ZM153 170V171H152ZM163 170V171H162ZM131 171V172H130ZM86 172V173H87ZM120 172V173H119ZM141 172V173H140ZM134 173V174H133ZM122 176H121V175ZM184 174V175H183ZM176 175V176H175ZM178 175V176H177ZM183 175V176H182ZM187 175V176H186ZM244 175V174H243ZM173 176V177H172ZM182 176V177H181ZM176 177V178H175ZM149 178V179H148ZM159 180L157 182V180ZM172 180H171V179ZM175 178V179H174ZM157 183H155L153 180ZM150 183H148V181ZM91 181H94L93 179L89 178L88 180V183L91 184ZM166 181V182H165ZM232 182H235V180H232ZM260 182V181H259ZM164 185L163 188L162 186L160 185ZM110 185V186H109ZM111 185L112 186H115L116 188V191L114 192V195H113V198L111 197ZM184 184H181V186L183 187ZM230 185V184H229ZM155 186V187H154ZM161 187V188H160ZM202 187V188H201ZM197 189V191L195 190ZM203 192V195L202 194V191ZM175 190V191H174ZM179 191V190H178ZM209 191V192H207ZM239 192H243V193H247L248 192V188H246V186H243ZM197 193V194H196ZM201 193V194H200ZM213 193V196H214V199L213 197L211 198L212 201L214 202V200L216 199V201L214 203H212V201H210V194ZM219 193V194H218ZM118 194V195H117ZM198 196H196V195ZM195 195V196H193ZM203 197L202 199L200 198V196ZM208 195V196H206ZM212 195V194H211ZM215 195L217 197H215ZM220 195V196H219ZM224 197V198H220V197ZM165 197V198H164ZM194 197V198H193ZM208 197V198H207ZM219 197V199H218ZM200 199L201 200H204L202 202H200ZM207 199V200H206ZM225 199V202L222 201ZM114 200V201H113ZM179 202H178V201ZM209 200V201H208ZM218 200H220L218 202ZM227 200V201H226ZM164 201V203L162 202ZM205 202V203H204ZM227 202V203H226ZM236 202V203H234ZM12 206L15 207V204L13 202H10ZM163 203V204H162ZM182 203V204H181ZM207 203V204H206ZM221 203V204H220ZM94 204V206H92ZM181 204V205H180ZM197 204V205H196ZM206 204V206H205ZM212 206L211 208H209L210 206ZM214 204V205H213ZM233 204V205H231ZM252 204V206H251ZM97 205V207L95 206ZM229 205V206H228ZM237 205V206H235ZM184 206V207H183ZM192 206V207H191ZM208 206V207H207ZM215 206V207H213ZM220 206V207H219ZM232 206V207H231ZM240 206V207H239ZM247 209L246 210V208ZM254 206V207H253ZM100 207V208H99ZM191 207V208H190ZM225 208V210L223 208ZM231 207V209H227ZM253 207V209H252ZM202 208H205L206 210H202ZM218 210H216V209ZM233 208V209H232ZM238 208V210H237ZM242 209V211H240ZM251 208V209H250ZM260 208V209H258ZM201 209V210H200ZM222 209V210H221ZM227 209V210H226ZM236 209V210H235ZM257 209V210H256ZM211 210V211H209ZM216 210V212H220V216H217L218 214H216V212L214 213V211ZM224 210V211H223ZM231 210V211H230ZM251 210V211H249ZM105 211V212H104ZM201 211L203 212H206L207 214H205V216L203 217L201 214H203V212L201 213ZM230 211V212H229ZM235 211V212H234ZM240 213H239V212ZM260 213H257L259 212ZM21 214L24 215V216H27L26 214L28 213L27 210H21ZM188 212V213H187ZM190 212V213H189ZM198 212V213H197ZM200 212V213H199ZM214 213V216H217V218H220L223 222L222 223H218V224H215L216 226H214V224L211 222L212 219V216H213V213ZM231 213L229 215V213ZM242 212V213H241ZM252 212V214L250 213ZM254 212V213H253ZM148 213V214H147ZM195 215H198V216H193L194 214ZM197 213V214H196ZM227 213V214H226ZM251 215H249V214ZM84 214V215H83ZM191 214V215H190ZM201 216H200V215ZM209 214H212V216L210 217ZM223 214V215H222ZM230 217L231 215L232 218L237 222L239 221H243V222H239L238 224H240L239 228L237 226V228L235 226H229L227 224V221L226 219H224L225 217L223 216H226ZM238 214V215H237ZM241 214V215H239ZM246 214V215H245ZM86 215V217H84ZM151 215H153V217H150ZM155 215V216H154ZM180 215V216H179ZM190 215V217H188ZM237 215V216H236ZM244 216H247V217H243ZM258 217H257V216ZM259 215H261L259 217ZM147 216V217H146ZM149 216V217H148ZM192 216V217H191ZM226 216V218H228ZM236 216V217H235ZM240 216V217H238ZM241 216L243 218H241ZM195 217V218H194ZM197 217H201V218H198ZM207 217V218H206ZM238 217V218H237ZM257 217V218H255ZM263 217V218H262ZM195 220H194V219ZM206 219V220H203V219ZM210 218V220L208 219ZM215 218V217H213ZM236 218V219H235ZM241 220H240V219ZM259 218V219H258ZM38 222H39V225L41 227V230L43 229L44 230V227H43V224L41 223L39 217H36L35 218ZM86 219V220H85ZM190 219V222L189 220ZM188 220V222L186 221ZM197 220V221H196ZM207 220H209L208 224H207ZM196 221V224L195 225V222ZM200 221V223H198ZM192 222V223H191ZM202 222H204L205 224H203ZM193 224V226L191 225ZM200 224V226H199ZM203 224V226H202ZM224 225L223 227L220 226V225ZM244 224V225H243ZM249 224V226L247 227V225ZM82 225V226H81ZM85 225V226H84ZM165 225V226H164ZM190 225V227H189ZM195 225V226H194ZM205 225H207L205 227ZM208 225H210L208 227ZM213 225V227H212ZM246 225V226H245ZM134 226V227H133ZM193 229H192V227ZM243 226V227H242ZM253 226V228H252ZM200 228L199 230H197V228ZM204 227V228H203ZM222 227L221 231H220V228ZM229 227L231 228L230 231L229 230ZM236 229H235V228ZM245 229H242L244 228ZM57 228L58 226H54V229H56L57 231ZM206 228V229H205ZM250 228H252L253 230H249ZM192 229V230H190ZM195 229V230H194ZM204 229V230H203ZM209 229H213V230H209ZM229 232H228V230ZM188 230V231H187ZM201 230V231H200ZM206 230V231H205ZM209 230V231H207ZM227 230V231H226ZM237 230V231H235ZM241 230V231H240ZM86 231V232H85ZM198 231V232H197ZM200 231V232H199ZM204 231V232H202ZM222 234V236H220V233ZM226 231V233H225ZM119 232V233H118ZM202 232V234H201ZM213 232V233H212ZM219 235H218V233ZM224 232V233H223ZM232 232V233H230ZM235 232V233H234ZM240 232H243V233H240ZM199 233V234H198ZM206 233V234H204ZM238 233V234H237ZM240 233V234H239ZM247 233V234H246ZM47 236L50 238V240L53 241L54 245L56 247H61V244H60V241L57 237H53V235L49 234V233H46ZM211 234L212 237H209ZM214 234V235H213ZM217 234V236H216ZM223 234H226V235H223ZM200 235V236H199ZM207 235V236H206ZM227 235H230L231 238H232V241L237 239L236 243L235 242H230V243H233V244H228L227 242V239H225ZM246 235V236H245ZM242 236H245V237H242ZM254 236V238L252 237ZM182 237H183V240L184 241H187V243L182 244L180 242H183L182 240ZM205 237V238H204ZM210 239H209V238ZM225 237V238H224ZM247 237V238H246ZM189 238H190V241H189ZM225 240H224V239ZM236 238V239H235ZM242 238L246 239L244 240V244H246V246L243 245V242H242ZM251 241H250V239ZM256 238V239H255ZM259 238V239H258ZM85 239V240H84ZM192 239V240H191ZM198 239V240H197ZM209 239V241H208ZM219 239V240H218ZM211 241V243H213L211 245V243L209 244V242ZM224 240V241H222ZM253 240V241H252ZM261 240V241H260ZM193 241V242H192ZM220 241V242H219ZM247 241V242H246ZM259 243H257V242ZM56 242V244H55ZM203 242V244H202ZM219 242V243H218ZM222 242V243H221ZM223 242L226 243L223 245ZM237 242L239 243L238 246L234 247ZM251 242V243H250ZM208 243V244H207ZM256 243V246H253ZM176 244V245H175ZM206 244V245H205ZM216 244V245H215ZM228 244V245H227ZM249 244V245H248ZM260 244V245H259ZM177 245H179L177 247ZM186 245V246H184ZM189 245V246H188ZM202 245V246H201ZM204 245V246H203ZM219 245V246H218ZM231 245L233 247H231ZM196 246V247H195ZM210 246V247H209ZM214 246V247H213ZM217 246V248H215ZM223 246L225 248H223ZM230 246V247H229ZM241 246L244 247H248L247 251L246 252V248H241ZM181 247V249H180ZM204 247V248H203ZM239 247V248H238ZM208 250H206V249ZM214 248V251L217 252H214L212 249ZM229 248V249H227ZM232 248V249H231ZM237 248V251L238 249L239 250H244V251H239V252H235L233 249ZM241 248V249H240ZM256 248V249H254ZM179 249V250H177ZM199 249V250H198ZM201 249L203 250V252L201 251ZM223 250V252H220ZM225 249V250H224ZM231 249V250H230ZM250 249V250H249ZM260 249V250H259ZM252 250V251H251ZM205 251V253H204ZM207 251V253H206ZM212 251V253H210ZM224 251L226 254H228V256L226 254H224ZM176 252V253H175ZM187 252V253H186ZM242 252H245L246 255H244V253L242 254ZM255 254H254V253ZM185 253V254H184ZM215 253V254H214ZM234 253V254H233ZM236 253V254H235ZM250 255H249V254ZM204 254V255H203ZM209 254V255H208ZM219 254V255H218ZM230 254V255H229ZM240 254V255H239ZM207 255V256H206ZM231 255L232 258H231ZM237 255L238 258H240V261L237 262L238 259L237 258ZM262 255V256H261ZM211 256V257H210ZM247 256H250L247 257ZM261 256V257H260ZM246 259H245V258ZM256 257V258H255ZM232 260H231V259ZM244 258V259H243ZM248 258V259H247ZM259 260H258V259ZM62 259V258H61ZM236 259V260H235ZM255 259V260H254ZM257 259V260H256ZM228 260V261H227ZM261 260V261H260ZM247 262V263H244V262ZM254 261V263H253ZM256 261V262H255ZM223 262V263H222ZM231 262V263H230ZM235 262V263H234ZM243 262V263H242Z\"/></svg>",
  "mask_w": 264,
  "mask_h": 264
},
{
  "label": "snow or ice",
  "instance_id": "3",
  "mask_svg": "<svg viewBox=\"0 0 264 264\" xmlns=\"http://www.w3.org/2000/svg\"><path fill=\"white\" fill-rule=\"evenodd\" d=\"M33 196L37 195V193H32Z\"/></svg>",
  "mask_w": 264,
  "mask_h": 264
}]
</instances>
